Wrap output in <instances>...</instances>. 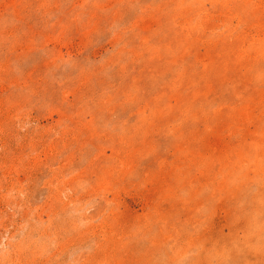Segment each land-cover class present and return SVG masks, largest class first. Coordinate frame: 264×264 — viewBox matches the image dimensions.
Masks as SVG:
<instances>
[{
	"label": "rangeland",
	"instance_id": "rangeland-1",
	"mask_svg": "<svg viewBox=\"0 0 264 264\" xmlns=\"http://www.w3.org/2000/svg\"><path fill=\"white\" fill-rule=\"evenodd\" d=\"M0 264H264V0H0Z\"/></svg>",
	"mask_w": 264,
	"mask_h": 264
}]
</instances>
